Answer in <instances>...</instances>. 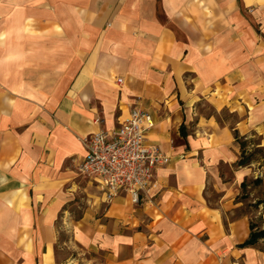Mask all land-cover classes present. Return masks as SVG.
<instances>
[{
    "label": "crops",
    "instance_id": "1",
    "mask_svg": "<svg viewBox=\"0 0 264 264\" xmlns=\"http://www.w3.org/2000/svg\"><path fill=\"white\" fill-rule=\"evenodd\" d=\"M134 106L167 160L107 204L84 139ZM263 156L264 0H0V264H264Z\"/></svg>",
    "mask_w": 264,
    "mask_h": 264
},
{
    "label": "built area",
    "instance_id": "2",
    "mask_svg": "<svg viewBox=\"0 0 264 264\" xmlns=\"http://www.w3.org/2000/svg\"><path fill=\"white\" fill-rule=\"evenodd\" d=\"M114 131H96L85 137L86 156L80 173L97 183L105 202L128 196L134 206L148 200L157 167L167 157L156 145L148 143L154 127L152 115L139 106Z\"/></svg>",
    "mask_w": 264,
    "mask_h": 264
},
{
    "label": "trees",
    "instance_id": "3",
    "mask_svg": "<svg viewBox=\"0 0 264 264\" xmlns=\"http://www.w3.org/2000/svg\"><path fill=\"white\" fill-rule=\"evenodd\" d=\"M234 134H235L236 140L238 141V143H240L241 148H243V153H242L240 160L238 161V165L239 166L240 165H247L250 163L249 161L251 159V156L246 154V151L244 148L246 146L247 140H244V138L240 134H238L237 131H234ZM258 151L261 152V150H258ZM263 158H264V156H263ZM261 183H262V180L260 178L255 179V181L253 182L254 185L255 184L260 185ZM242 187H243V190H245L247 187V183L244 182L242 184ZM243 196H245V195H243ZM262 203H263V200L258 199V200H256V203L253 204V206L255 208L256 207L258 208ZM262 221H264V219H262ZM261 239H264V228L260 227L258 222L256 223V222L252 221L250 223V237L243 243V245H256V244H258V242Z\"/></svg>",
    "mask_w": 264,
    "mask_h": 264
},
{
    "label": "rangeland",
    "instance_id": "4",
    "mask_svg": "<svg viewBox=\"0 0 264 264\" xmlns=\"http://www.w3.org/2000/svg\"><path fill=\"white\" fill-rule=\"evenodd\" d=\"M256 156H257V158H258V159H260V158H261V156H262V155H261V152H259V151H258V153H257V155H256ZM75 254H76V253H75Z\"/></svg>",
    "mask_w": 264,
    "mask_h": 264
}]
</instances>
